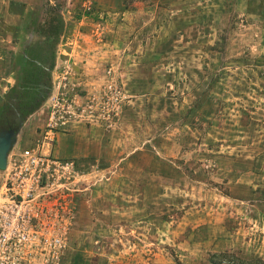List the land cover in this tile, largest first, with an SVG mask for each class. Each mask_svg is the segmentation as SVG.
<instances>
[{
  "label": "rangeland",
  "instance_id": "obj_1",
  "mask_svg": "<svg viewBox=\"0 0 264 264\" xmlns=\"http://www.w3.org/2000/svg\"><path fill=\"white\" fill-rule=\"evenodd\" d=\"M50 125L79 173L53 264H264V0H0L8 162Z\"/></svg>",
  "mask_w": 264,
  "mask_h": 264
},
{
  "label": "built area",
  "instance_id": "obj_2",
  "mask_svg": "<svg viewBox=\"0 0 264 264\" xmlns=\"http://www.w3.org/2000/svg\"><path fill=\"white\" fill-rule=\"evenodd\" d=\"M64 118L54 107L51 122ZM55 142L56 126L50 125L36 148L24 149L8 162L0 188V264H25L28 252L36 249L53 264L65 246L62 236L69 220L60 224L58 218L70 207L79 173L74 160L53 156Z\"/></svg>",
  "mask_w": 264,
  "mask_h": 264
},
{
  "label": "water",
  "instance_id": "obj_3",
  "mask_svg": "<svg viewBox=\"0 0 264 264\" xmlns=\"http://www.w3.org/2000/svg\"><path fill=\"white\" fill-rule=\"evenodd\" d=\"M16 133L10 131L8 133H0V169L6 170L8 166L9 152L13 146Z\"/></svg>",
  "mask_w": 264,
  "mask_h": 264
},
{
  "label": "crops",
  "instance_id": "obj_4",
  "mask_svg": "<svg viewBox=\"0 0 264 264\" xmlns=\"http://www.w3.org/2000/svg\"><path fill=\"white\" fill-rule=\"evenodd\" d=\"M77 55V54H76ZM94 59H89V57H88V59H87V63H86V65L84 64V66L87 68V70L90 72H95V70H93L92 68H91V65H89V62L88 61H90V62H92ZM118 77H120V78H122V80L123 81H125L126 83H128V81L125 79L126 77H127V75L125 74V72H122V73H120L119 75H118ZM131 82V81H130ZM118 93H120L121 94V92L119 91ZM127 112V111H126ZM252 120L253 119H251L250 120V123H252ZM251 126H252V124H251ZM85 134H88V133H83V135H82V137H81V139H82V143H83V145L81 144V146H82V150H84L85 149V147H88L89 145H90V141H89V139L88 138H86V137H83V136H85ZM71 139H73V140H71V141H73L72 142V144H74L75 145V143H76V139H78L77 138V136H73V135H71ZM89 144V145H88ZM73 145H71V148L73 149ZM104 146L102 145V146H100L99 147V149H98V153H100V152H102L103 153V150H104ZM85 151V150H84ZM86 151H87V149H86ZM86 151H85V153H86ZM99 155V154H98ZM102 156H104V155H102ZM101 156V157H102ZM103 158V161H104V158L105 157H102ZM87 227H88V225H86ZM85 226V227H86ZM83 231H86L85 229H84V227H83V229H82Z\"/></svg>",
  "mask_w": 264,
  "mask_h": 264
}]
</instances>
